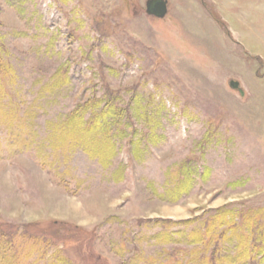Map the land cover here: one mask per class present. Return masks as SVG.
Here are the masks:
<instances>
[{"label":"rangeland","instance_id":"rangeland-1","mask_svg":"<svg viewBox=\"0 0 264 264\" xmlns=\"http://www.w3.org/2000/svg\"><path fill=\"white\" fill-rule=\"evenodd\" d=\"M146 1L0 0V230L20 264H189L203 213L264 217V0ZM107 103L102 160L62 123Z\"/></svg>","mask_w":264,"mask_h":264},{"label":"trees","instance_id":"trees-1","mask_svg":"<svg viewBox=\"0 0 264 264\" xmlns=\"http://www.w3.org/2000/svg\"><path fill=\"white\" fill-rule=\"evenodd\" d=\"M116 109V106L107 103L100 113L92 112L89 121L84 122L86 109L79 108L73 111L62 125L68 135L73 134L76 144L79 139L78 145L93 155L92 157L108 159L114 148L111 147L110 150L109 142L112 143V138L105 136L103 132L109 130L106 118L114 119L118 115ZM83 145L91 147L87 149ZM241 217L244 215L228 207L218 208L206 216L203 213L202 223L186 235L185 243L195 247L189 264H264V217L260 218L259 212L251 211L239 222ZM195 220L170 222L189 225ZM163 237H166L164 240L168 243L172 240L168 235ZM13 243L14 237H11L7 230H0V264H20V253L14 251ZM201 246L203 255L196 252ZM180 263L181 261H175V264Z\"/></svg>","mask_w":264,"mask_h":264},{"label":"water","instance_id":"water-1","mask_svg":"<svg viewBox=\"0 0 264 264\" xmlns=\"http://www.w3.org/2000/svg\"><path fill=\"white\" fill-rule=\"evenodd\" d=\"M145 11L148 15L156 18H162L167 11V2L164 0H147L145 3ZM232 87H236L237 84L231 82Z\"/></svg>","mask_w":264,"mask_h":264}]
</instances>
